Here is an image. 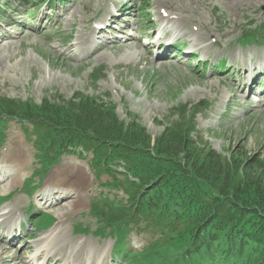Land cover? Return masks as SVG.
<instances>
[{
  "label": "rangeland",
  "instance_id": "1",
  "mask_svg": "<svg viewBox=\"0 0 264 264\" xmlns=\"http://www.w3.org/2000/svg\"><path fill=\"white\" fill-rule=\"evenodd\" d=\"M44 1L0 0L6 12L0 10V37H10L0 44V104L11 101L18 105L19 112L24 105L41 106L57 96L64 99H71L76 94L96 97L105 101L104 104L114 106L120 121L129 123L135 118L152 137H159L167 128L185 124L189 120L193 121L196 129L192 139L201 145H208L220 156L229 158L233 153H238L244 159L255 157L264 161V91H250L247 96L243 87V72L248 66L249 52L254 55L256 46L264 52V38L258 45H244L239 41L245 33L264 25V0H68L62 10L56 1H53L52 7ZM119 4L124 5L125 12H129L132 6L133 18L126 25V33L137 37L140 46L120 50L108 48L101 59L91 56L77 59L81 49L72 46L81 33H86L89 21L104 19L111 6L119 7ZM145 4L148 10L140 15L139 6ZM65 9L71 10L62 13ZM45 16L51 21L46 20ZM174 16L180 19L189 17L190 26L193 21L200 44L207 47L209 52L197 53V49L191 48L189 40L182 33L178 34L174 30L172 34L171 21ZM179 25H184V22L181 20ZM143 28H146L144 33ZM261 35L264 36V30ZM107 36L109 39L113 36L125 39L126 35L111 31ZM169 36L177 41L182 51L180 55H176L177 58L165 55L166 61H157L154 56L149 58L148 51L158 48L154 44L160 38L168 37L173 42ZM256 36L260 38V32ZM212 37L215 39L213 44L218 43L216 46L211 45ZM124 39L116 42H124ZM105 42L112 44L106 38ZM185 52H190V56L184 57ZM221 63L226 65L225 71L229 69L230 72L220 74L214 70ZM252 93L258 94L260 101H253L250 97ZM199 105V114L194 117ZM185 108L188 118L184 122L179 117H183L182 110ZM29 131H32L31 127ZM1 133L7 140L0 148V163L11 176L1 178L0 196L13 190L21 192L19 202L9 200L2 207L8 206L14 213H27L38 203L43 189L50 188L56 195L71 177L78 176L86 200L82 199L80 208H73L72 203H66L68 201L53 206L45 203L43 213H47L45 221L48 224L45 231L50 233L56 226L57 222H54L57 218V221H61L56 227L65 223L63 231L68 232V239H83V247L88 252L103 250L108 261L111 257L116 261L115 254L119 247L116 244L113 250L112 246L117 241L116 237L107 229L99 233L105 222L100 217L92 216L89 211L95 208L102 216L113 215L114 221H118L120 213L116 208L123 205L114 202L112 196L120 192L114 186L103 188L102 184L109 182V177L114 183H124L126 178L121 174L123 169L98 166L96 176L93 172L96 165L92 169L89 167L93 158L91 154L84 159L62 156L57 162L50 161L53 167L42 180L33 181L28 186L24 181L29 179L34 169L42 166L32 144L34 136L28 139L27 131L15 121H10L6 131L3 129ZM14 162H18L26 171L18 173L17 169L11 167ZM37 183H40V187L35 189ZM27 189L31 193L36 191L27 195ZM101 192L102 198L99 197ZM126 193L130 196L129 192ZM107 195L110 199H105ZM93 196L97 199L90 200ZM121 196L125 198L123 193ZM137 219L146 221L137 216L130 223L134 224ZM108 223L116 228V225ZM181 228L184 230L186 224H182ZM139 231L141 236L134 234L131 237L129 248L132 251L144 249L153 240L150 231H147L144 240L142 229ZM42 233L32 226L25 237L37 234L39 239L33 245L36 246ZM32 242L31 239L16 246L4 244L12 250L8 257L28 260L30 254H25L22 247ZM184 252L185 249H182L181 254ZM6 257L0 256V264H4ZM76 258L75 255L71 257L72 263ZM131 263L135 264V260H123L120 264Z\"/></svg>",
  "mask_w": 264,
  "mask_h": 264
},
{
  "label": "trees",
  "instance_id": "2",
  "mask_svg": "<svg viewBox=\"0 0 264 264\" xmlns=\"http://www.w3.org/2000/svg\"><path fill=\"white\" fill-rule=\"evenodd\" d=\"M7 103L0 104L2 114L18 109ZM104 103L76 94L25 105L40 128L36 146L53 160L93 154L96 166L123 167L137 180L127 178L128 185L144 200L186 224L174 227L175 239L166 247L173 264H180L182 249L185 264H264V161L238 153L225 158L194 141L186 108L179 117L185 124L152 137L135 118L120 121L115 107Z\"/></svg>",
  "mask_w": 264,
  "mask_h": 264
},
{
  "label": "bare ground",
  "instance_id": "3",
  "mask_svg": "<svg viewBox=\"0 0 264 264\" xmlns=\"http://www.w3.org/2000/svg\"><path fill=\"white\" fill-rule=\"evenodd\" d=\"M164 3H166V2H164ZM170 10H173V8H170ZM189 11H191V10H189ZM72 16H74V14ZM118 19H120V18H118ZM181 20L184 22V25H179ZM171 23H173V29L176 32H178V34L182 33V35L185 38L190 40L191 48H199V52H209L207 50V47L202 46L200 44L199 35H196V33L198 34V31L196 30V26L193 23V21H192V26H190L191 22L189 20V17H186V18L181 17V19H180L178 17L175 18V16H174L172 18ZM200 24L203 25L202 23H200ZM186 25L188 27H186ZM124 30H126V28H124ZM100 33L101 32H99L98 29L95 30L90 26L87 27L86 33H81V35L77 38V42L72 46V47L77 48L79 50L81 49V52L79 53L80 55L78 54L76 56L77 59L84 58L85 56H91V57H96L98 59H101L105 55V52H106V50H108V48L114 49V47H116L117 49L120 50L122 48L123 49L124 48H130L132 46H136V47L140 46L139 45L140 40L137 39V37L133 38L132 36H129V35H127L125 37L124 42H115V43L112 42V44L114 43L113 45L112 44L108 45V43H106L104 41H97L96 40V39L100 40V36H98ZM123 33H125V31ZM84 36H87V37L84 39ZM104 37L105 36H103V38ZM205 37H206V35H205ZM167 38L168 37H164L161 40V42H165V43L172 42L171 40H168ZM5 39H10V37L0 38V44H2L5 41ZM211 40L215 41V39L213 37L211 38ZM209 50H211V49H209ZM146 51H148V50H146ZM149 56L150 55L148 54V57ZM144 59H145V57H144ZM252 64H258V61H252ZM259 73H262V72L260 71ZM80 175H82V174H80ZM14 181H16V179ZM14 181H12V183ZM67 183L69 184L71 189L75 190L78 193L76 201H74L72 203L73 208H78L79 206L82 205V200L80 199L79 193L81 192V186L83 187V184L80 181L78 176L71 177L70 180L67 181ZM63 229H64V224L62 223L58 227L54 228V230L49 235H47L45 238H42L40 241H38V244L36 246H30V245L26 246L25 245L23 247L25 250H27L28 252H35L32 255V257L29 258L28 260H25L23 257H21V258L14 257V256L8 257V255L11 253L12 250L7 248V246H5L4 244H1L0 245V256H4V257L7 256L4 264H18V263L19 264H34V262L36 260H38V258L40 257V254H45L47 256V258L50 259L49 263L52 261L53 257H55L57 254L61 255L58 259H56V261L59 263L83 264L84 261H86L88 264H104L105 263V255H104L103 250H99V251L96 250V252H94V253H92V251L88 252L87 248L83 247L85 244V241L83 239H80L77 241H72V240L68 239L70 237L68 235V232H64ZM73 255L77 256V258L72 263L71 257Z\"/></svg>",
  "mask_w": 264,
  "mask_h": 264
}]
</instances>
